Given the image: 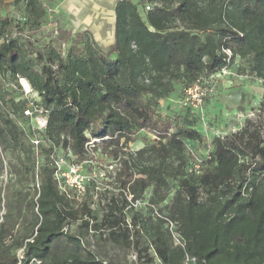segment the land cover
Returning a JSON list of instances; mask_svg holds the SVG:
<instances>
[{"label": "trees", "instance_id": "obj_1", "mask_svg": "<svg viewBox=\"0 0 264 264\" xmlns=\"http://www.w3.org/2000/svg\"><path fill=\"white\" fill-rule=\"evenodd\" d=\"M25 13L16 25L0 9V85L22 93L24 79L36 94L21 99L17 117L10 90L0 89V264H122L97 251L108 247L131 249L146 264L153 255L158 264H264V139L252 144L244 127L239 143L214 138L196 163L200 131L157 111L176 83L203 85L223 67L232 72L236 57L264 79V0H115L108 49L69 28L34 46L46 5L25 0ZM35 108L46 115L41 130L31 122ZM143 129L156 139L129 149ZM57 149L77 162L94 154L115 162L104 172L100 217L90 196L60 185ZM247 149L258 161L245 159Z\"/></svg>", "mask_w": 264, "mask_h": 264}, {"label": "rangeland", "instance_id": "obj_2", "mask_svg": "<svg viewBox=\"0 0 264 264\" xmlns=\"http://www.w3.org/2000/svg\"><path fill=\"white\" fill-rule=\"evenodd\" d=\"M99 1L43 0L47 14L39 31L31 34L30 41L34 46H42L56 34V29L69 28L73 33L80 30L89 31L98 44L108 49L111 43L108 37L110 34L106 31L110 30L112 1ZM0 9L1 14L10 17L16 25L26 19L25 0H20L18 4H14L13 0H0ZM96 25L98 27L101 25V32L96 29ZM27 34V31L21 32L22 37H26ZM244 64V61L236 57L233 61L232 72L229 74L218 77L205 76L202 85L205 88V96L201 105L195 106L190 100L185 102V86L181 83H176L174 91L159 100L157 111L162 117H169L177 121L186 119L200 131L203 137L202 145L193 150L196 163L208 158L211 149L210 143L214 138L239 143L238 133L244 127H248L252 135V144H255L259 139H264V79L255 78L246 71H242ZM19 85L22 93L16 86L5 83L0 85L1 91L10 90L9 94L6 92L7 96L5 97L6 100L11 98L8 100L10 104H13L11 114L17 117L21 111L19 108L21 99L26 101H35L36 99L34 92L24 88L22 79H20ZM33 120L32 124L38 125L35 116ZM155 139L156 136L153 132L146 129L138 130L133 135V141L129 142L127 147L134 150ZM93 141L94 139L90 143ZM245 153L246 160L258 161L256 158L250 159L252 156L250 149L245 150ZM56 154L60 185L70 188L71 194L78 199L86 197V195L90 196L93 201L91 208L94 214L100 217L101 210L97 203L99 199H103L101 187L107 185V181L110 180L109 177L104 176V172L111 171L115 162L101 159L98 154L91 155L88 160L83 162H77L67 150L57 149ZM2 177L5 178V172ZM84 193L85 196H83ZM148 195L149 191H147L146 197ZM138 206L145 209L147 207L146 200ZM66 228L73 230L74 225L70 224ZM86 239L89 241L91 249L96 250L95 236L89 232ZM107 249L106 252L100 248L97 251L102 255L107 253L108 258L122 264H146L145 258L138 260L135 257V252L131 249L111 247ZM152 264H158L155 255H153Z\"/></svg>", "mask_w": 264, "mask_h": 264}, {"label": "built area", "instance_id": "obj_3", "mask_svg": "<svg viewBox=\"0 0 264 264\" xmlns=\"http://www.w3.org/2000/svg\"><path fill=\"white\" fill-rule=\"evenodd\" d=\"M146 9H149L150 6L149 5H146L145 7ZM227 52H229L227 50ZM230 71L228 69V67H223L216 75L215 77H218V76H223V75H226V74H229ZM185 93H186V96H185V102L186 101H191L193 102V105H201L202 103V99L203 97L205 96V88L202 87V84H200L199 82H196L194 83L193 85L185 88ZM34 113H35V121L38 125H36V128L41 130L43 128H45L46 126V115L45 113L43 112V110L41 108H35L34 109ZM24 114L25 115H32V111H30L29 109L25 110L24 111ZM33 144L35 147H37V145L39 144V139L36 138L33 140ZM55 163L57 165V175H58V160L56 159L55 160ZM194 167H197L196 165ZM155 214L159 217H162L163 219H165L166 221V225L171 233V236L174 240V243L175 244H178L180 246H184L182 240L180 239V236L178 234V232L176 231L175 229V224L174 222H172L171 220H169L168 218L162 216L160 213H158L156 210L154 211ZM188 262V257L186 258V261L184 264H187Z\"/></svg>", "mask_w": 264, "mask_h": 264}, {"label": "crops", "instance_id": "obj_4", "mask_svg": "<svg viewBox=\"0 0 264 264\" xmlns=\"http://www.w3.org/2000/svg\"><path fill=\"white\" fill-rule=\"evenodd\" d=\"M112 2H111V10H110V23H109V25H110V30H108V31H106L108 34H110L108 37H109V42L111 43L112 41H113V23H114V13H113V6H114V2H115V0H111ZM99 2H101V0L99 1ZM96 29H98L100 32H101V29H102V27H101V25L98 27L97 25H96ZM109 43V44H110Z\"/></svg>", "mask_w": 264, "mask_h": 264}, {"label": "bare ground", "instance_id": "obj_5", "mask_svg": "<svg viewBox=\"0 0 264 264\" xmlns=\"http://www.w3.org/2000/svg\"><path fill=\"white\" fill-rule=\"evenodd\" d=\"M22 81H23L24 88H25L27 91H29L30 87H29L28 83L26 82V80L22 79ZM30 90H31V89H30Z\"/></svg>", "mask_w": 264, "mask_h": 264}]
</instances>
